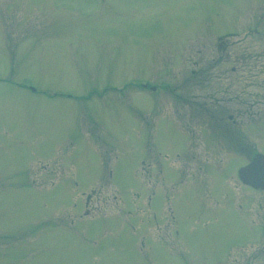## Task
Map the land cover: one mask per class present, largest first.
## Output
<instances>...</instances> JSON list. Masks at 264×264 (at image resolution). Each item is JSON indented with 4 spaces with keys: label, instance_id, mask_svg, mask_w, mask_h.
<instances>
[{
    "label": "rangeland",
    "instance_id": "1",
    "mask_svg": "<svg viewBox=\"0 0 264 264\" xmlns=\"http://www.w3.org/2000/svg\"><path fill=\"white\" fill-rule=\"evenodd\" d=\"M253 152L264 0H0V264L250 250L237 213L264 191L236 171Z\"/></svg>",
    "mask_w": 264,
    "mask_h": 264
},
{
    "label": "flooded vegetation",
    "instance_id": "2",
    "mask_svg": "<svg viewBox=\"0 0 264 264\" xmlns=\"http://www.w3.org/2000/svg\"><path fill=\"white\" fill-rule=\"evenodd\" d=\"M228 109L229 107H225L224 113H226ZM213 117L214 119H216L215 124H217L221 128L222 124L220 122L221 120L223 121L222 114L220 113V116L214 115ZM226 121L235 122L232 114H229L226 117ZM225 127H226L225 130L227 131L226 134L229 137L228 127L227 126ZM230 136H232V134H230ZM261 201H264V198L257 203L258 205L256 211L257 213L253 215L252 219L250 218V220H248L246 216L242 215L243 213L242 214L240 212L237 213L245 221V225L248 226V229L245 226L246 229L245 230L243 229L239 233L240 236H243L245 239L252 237L254 239L253 243L255 244V247L250 250L248 249L249 251L244 248L242 249L238 244V241L233 239L234 238L233 236L232 238L227 239L225 252L221 251L220 253L214 255L217 258L224 255L225 261H218V262L207 261V262H201L200 264H264V205L260 203ZM224 203L229 206L230 210L232 209L230 207L231 205L230 201L229 204H227L226 202ZM237 209H236L237 211H241V205H238ZM220 210L221 209H218L216 211H220ZM213 212L215 214V211ZM217 213L220 214L219 216L214 217V220L212 221L214 222L213 224L220 222L221 220H223V217L225 216V212H217ZM228 226H229V221H228ZM248 242H249V246L251 247L253 244L250 241Z\"/></svg>",
    "mask_w": 264,
    "mask_h": 264
},
{
    "label": "water",
    "instance_id": "3",
    "mask_svg": "<svg viewBox=\"0 0 264 264\" xmlns=\"http://www.w3.org/2000/svg\"><path fill=\"white\" fill-rule=\"evenodd\" d=\"M237 175L242 183L264 189V156L254 155L246 166L238 170Z\"/></svg>",
    "mask_w": 264,
    "mask_h": 264
}]
</instances>
